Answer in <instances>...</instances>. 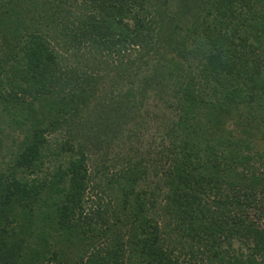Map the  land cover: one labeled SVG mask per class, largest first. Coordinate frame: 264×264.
<instances>
[{"label": "trees", "instance_id": "obj_1", "mask_svg": "<svg viewBox=\"0 0 264 264\" xmlns=\"http://www.w3.org/2000/svg\"><path fill=\"white\" fill-rule=\"evenodd\" d=\"M1 1L0 95L3 86H15L21 96L27 86L41 90L55 83L70 86L67 106L91 89L93 95L98 71L64 70L55 50L60 43L71 55L91 50L99 65L122 70L133 65V53L151 54L147 60H157L145 64H156L158 70L135 71L137 86H126L119 99L133 97L131 107L139 104L150 84L167 80L166 73L178 106L165 132L169 143L158 152L161 170L157 162L141 165L133 156V164L127 163L115 181L127 184H119L120 190L132 200H127L133 206V233L126 242L133 243L130 252L113 242L101 244L90 256H47L48 247L37 252L17 242L20 232L14 233L12 214L30 221L41 194L55 195L60 184L57 227L75 229L87 219L92 231L93 218L83 208L89 183L86 152L74 156L68 148L67 166L49 173V182L31 180L27 175L43 165L46 142L43 133H34L0 182V219L5 222L0 264H176L162 247L164 233L175 235L174 243L182 237L196 243L193 256L194 244L189 247L190 258L200 257L199 264H264V148L258 150L243 135L248 127H258L264 138V0H58L56 5L44 0L40 12L33 0ZM22 2L29 8L18 9ZM204 105H210L207 129L196 118ZM233 109L239 125L234 132L226 126ZM93 214L100 216L98 210ZM169 250L174 254L176 249Z\"/></svg>", "mask_w": 264, "mask_h": 264}, {"label": "rangeland", "instance_id": "obj_2", "mask_svg": "<svg viewBox=\"0 0 264 264\" xmlns=\"http://www.w3.org/2000/svg\"><path fill=\"white\" fill-rule=\"evenodd\" d=\"M43 1L33 0L36 3L34 6L36 11H41ZM57 1H53V4L56 5ZM21 5L18 7L20 10L29 8V5L26 6L23 2ZM7 6L10 7L9 2ZM3 9L5 10V8ZM6 12L12 13V9L6 10ZM26 20H28L27 17ZM37 28L41 30L42 24ZM8 41L10 42V38ZM55 46L56 52L61 55L59 60L63 68H68L64 70H88L93 73L98 71L99 79L94 73L92 81L93 95L95 96L93 98L91 89L89 92L76 96L74 103L67 106L65 98L70 95V86L56 85L55 83L47 89L41 90L33 87L36 85L27 86L26 90L29 91V87H31L32 92L28 94L27 91L21 96L19 93L16 95L15 86H3L0 95V182L9 171L13 170V164L18 154L32 139L34 133L40 135L43 133L46 142L41 149L44 156L43 165L39 164L33 175H27L31 180L38 177L40 180L46 178V181L49 182V173L52 174L59 165L67 166L72 156L68 148L74 149V156L78 151L86 152L89 183L83 208L84 212L93 218L90 221L92 231L87 230V219H81L80 226L75 229L63 231L57 227L54 206L59 200L57 196L60 197V193L63 191V184H60L56 185L55 195L46 192L41 194L34 204L30 221H22L19 212L15 213L17 218L12 214V218L16 222L13 225L14 233L20 232L17 242H26V250L28 247H34L37 252L43 248L47 252L48 247L51 251L47 256L54 255V252L56 254L64 253L70 257L86 253L90 256L101 244L113 242H121L128 253L130 248L133 249V243H126L127 234L133 233L132 220L129 215L133 211V206L131 207V203L127 201L131 200L127 192L124 193L120 190L119 184L123 187L127 184L120 183L122 179L119 183L115 181L118 180L119 173L126 168L127 163L133 164V156H137L141 165L155 166L157 162L159 166L157 168L161 170L162 162L158 152L161 144L169 143L165 132L171 125L172 117L176 112L177 100L168 87L170 85L166 73L161 74H164L167 80L157 78L155 83L149 85L151 88L146 91L144 100H141L139 104L135 102L131 107L133 97L129 98V101L119 99L126 86H137L135 77H133L135 71L158 70L156 64L150 66L145 64V62L152 63L157 60L155 58L147 60L151 54L145 56V54L133 53L132 59L135 60L133 65L130 69L122 70L104 63L99 65V56H94L95 54L91 50L90 52L87 50L86 52L75 51L73 57L71 52L67 53L66 49L61 48L60 43ZM10 73L11 71H9ZM26 85H23L24 88ZM121 101L124 102L121 103ZM207 102L210 103L211 100ZM101 103L104 105H100ZM208 106L210 105H204L197 109L196 118L202 120V125L199 126L201 129H207L205 124L210 125L205 122V118L210 117ZM133 110H135L134 113ZM237 114L235 109L231 110L229 115H232L233 118L228 119L226 123L229 124L226 125L229 130H233V132L239 126L236 125V122L238 123ZM257 129L258 127L251 129L248 127L247 131L250 133V137L247 131L243 135L248 136L244 139L252 141V146L259 145L260 147L256 148L261 150L264 148V138H262L261 132L257 133ZM103 131L107 132L102 134ZM101 139L105 143L100 144ZM148 171L150 174L153 173L152 169H148ZM19 172L21 171H16L18 176H24ZM97 210L100 214L98 217L93 214ZM23 216L25 217V215ZM159 222L162 223L160 220ZM3 225L5 222L0 219V230ZM176 236L178 239L179 235ZM161 237L164 240L162 247L166 248V254L171 260L178 261L176 264L200 263V257L190 258L192 253L189 247L191 244H194L191 256L196 254L197 248L196 243L190 242L191 239L188 237L186 239L179 238L177 242L180 244H178L172 240L175 235L168 236L164 233ZM169 248L172 251L176 249L173 251L174 254L170 252ZM41 254L45 256V253ZM128 257L129 255L126 259ZM144 262L148 264L147 260ZM128 264H133V262Z\"/></svg>", "mask_w": 264, "mask_h": 264}]
</instances>
